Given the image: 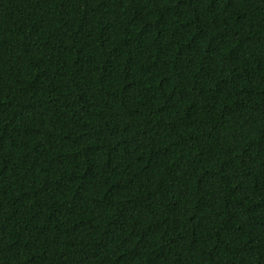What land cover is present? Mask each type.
Listing matches in <instances>:
<instances>
[{
	"label": "trees",
	"instance_id": "obj_1",
	"mask_svg": "<svg viewBox=\"0 0 264 264\" xmlns=\"http://www.w3.org/2000/svg\"><path fill=\"white\" fill-rule=\"evenodd\" d=\"M0 264H264V0H0Z\"/></svg>",
	"mask_w": 264,
	"mask_h": 264
}]
</instances>
